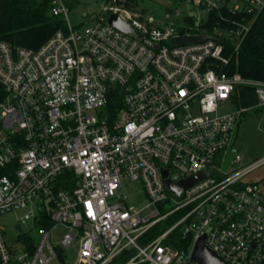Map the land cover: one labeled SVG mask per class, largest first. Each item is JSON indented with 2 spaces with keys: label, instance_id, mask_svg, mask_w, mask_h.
<instances>
[{
  "label": "built area",
  "instance_id": "2783aa9c",
  "mask_svg": "<svg viewBox=\"0 0 264 264\" xmlns=\"http://www.w3.org/2000/svg\"><path fill=\"white\" fill-rule=\"evenodd\" d=\"M172 1L160 20L138 1L105 0L73 26L67 0H51L65 27L45 43L0 40V215L22 209L19 223L39 228L29 252L0 224V264H55L58 247L76 253L62 264H198L203 234L228 264H264V183L244 180L264 157L242 164L234 145L242 113L264 108V80L235 70L264 0ZM113 13L148 42L110 25ZM186 35L205 38L173 43ZM240 85L255 104L223 111ZM199 174L179 195L166 182ZM128 183L143 205L121 193ZM176 229L185 248L166 242Z\"/></svg>",
  "mask_w": 264,
  "mask_h": 264
},
{
  "label": "trees",
  "instance_id": "16d2710c",
  "mask_svg": "<svg viewBox=\"0 0 264 264\" xmlns=\"http://www.w3.org/2000/svg\"><path fill=\"white\" fill-rule=\"evenodd\" d=\"M135 3L137 0H130ZM75 0H67V6L72 7ZM216 18L209 20L210 26L216 23ZM209 26V25H208ZM61 27H65L62 16H55L51 12V0H0V40L7 41L13 46L38 48ZM211 32V31H209ZM235 70L241 76L251 79L264 80V8L255 18L250 31L246 35L239 53ZM238 94L234 102L240 107L249 108L256 102V97L249 86H238ZM2 88L0 86V98ZM44 215L43 224L48 226ZM167 223L153 227L144 237L145 242L162 232ZM26 242L27 250H33L29 238L20 236ZM175 249L185 248L189 240L183 239L178 229L169 234L166 241ZM60 255V253H59Z\"/></svg>",
  "mask_w": 264,
  "mask_h": 264
},
{
  "label": "rangeland",
  "instance_id": "374dc122",
  "mask_svg": "<svg viewBox=\"0 0 264 264\" xmlns=\"http://www.w3.org/2000/svg\"><path fill=\"white\" fill-rule=\"evenodd\" d=\"M137 1L147 10V15H151L160 20H165L164 16L170 4L173 6L177 5V2L172 0ZM104 2L105 0H75L74 5L71 8L68 7V20L70 24L73 26H85L87 22H89L86 16L97 14ZM170 20L175 21L173 17H171ZM177 21L180 22L181 18L178 17ZM238 108H240V106H238L236 102H233L224 105L222 110L230 111ZM234 145L236 150L243 156L242 164H251L264 157V108L252 107L242 113ZM231 154L232 153L229 152L227 160L231 159ZM244 180L257 182L262 185V183H264V163L251 170L245 176ZM121 193L127 194L129 196V201L135 205L141 206L145 202L142 187L139 183H128L127 186L122 189ZM23 212L22 209H18L1 214L0 224L4 227L5 236L9 243H14L16 246L20 247L21 244L19 240L16 241V238L22 236L23 239L26 237L29 238L27 244L31 242L33 245H36L39 239V228L32 219L27 222L26 226L21 225L19 219ZM63 231V226H58L54 229L53 241H56ZM22 241L26 246V242L24 240ZM58 252L60 253L61 262L65 261L64 258H67L69 263L74 262L76 259V253L73 249L58 247ZM29 260L30 258L25 259L27 262ZM58 263L56 262L55 264ZM9 264H22V262L18 261L16 256Z\"/></svg>",
  "mask_w": 264,
  "mask_h": 264
},
{
  "label": "water",
  "instance_id": "95a60500",
  "mask_svg": "<svg viewBox=\"0 0 264 264\" xmlns=\"http://www.w3.org/2000/svg\"><path fill=\"white\" fill-rule=\"evenodd\" d=\"M108 23L113 27L128 33L132 36L138 37L145 42H148L145 37L134 30L127 21L121 19L116 13L110 14L108 17ZM205 38V35H186L175 37L173 39V43H186V42H194L198 40H202ZM163 174L166 175L167 171L164 170ZM201 176V174L187 178L184 180L179 181L178 183H172L170 181H166L167 184L170 186L172 191L179 195L183 188L193 182L196 178ZM191 259L195 260L198 264H228L220 255L214 252L210 247L205 244V234L200 236L194 243L191 251Z\"/></svg>",
  "mask_w": 264,
  "mask_h": 264
},
{
  "label": "crops",
  "instance_id": "0c3cea01",
  "mask_svg": "<svg viewBox=\"0 0 264 264\" xmlns=\"http://www.w3.org/2000/svg\"><path fill=\"white\" fill-rule=\"evenodd\" d=\"M58 263V262H57ZM63 262H61V259H60V261H59V263L58 264H62ZM9 264V263H8Z\"/></svg>",
  "mask_w": 264,
  "mask_h": 264
}]
</instances>
